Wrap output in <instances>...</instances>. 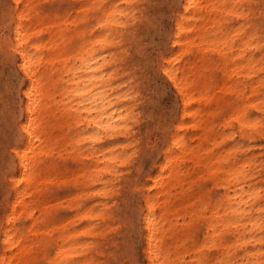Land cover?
<instances>
[{"label":"bare ground","instance_id":"6f19581e","mask_svg":"<svg viewBox=\"0 0 264 264\" xmlns=\"http://www.w3.org/2000/svg\"><path fill=\"white\" fill-rule=\"evenodd\" d=\"M43 1L12 0L3 12L9 32L0 36V44L23 75L19 126L27 142L25 149L16 151L20 177L16 179L9 218L14 211L17 215L27 212L32 217L39 208L42 222L47 217L49 222V207L40 197H47V184L58 167L52 159L42 163L41 157L53 156L56 144H71L70 160L74 165L70 171L63 168L62 172L70 173L74 186L82 185L86 190L94 186L91 193L106 201L99 209L91 204L81 209L71 198V217L45 227L42 224L47 236L45 247H52V253L47 255L49 264H264V186H259L258 180L264 177V159L261 173L254 171L252 157L237 159L224 167L222 155L215 158L208 145L213 125L198 119L200 103H212L204 72L212 63L209 55H215L222 67V80L237 102L222 104L228 108L231 105L225 124L237 121L242 136L247 135L251 141L264 139V0H180L171 40L176 50L161 66L179 95L180 119L146 182L142 186L133 183L134 190L141 192L137 226L124 215L108 211L115 208L108 200L118 197L129 184L116 169L118 164L128 162V154L115 153L114 146L92 145L85 154L90 159L86 165L80 161L84 154L77 144L82 138L95 143L116 135L128 140L121 145L122 150L137 142V91L126 80L117 83L120 73L114 70L116 55L105 50L117 48L119 39L125 38L119 27L128 26L136 18L133 5L140 0H119L124 7L111 2L100 9L97 26L80 45L75 42L85 30L77 27L86 22L102 0H75L77 15L73 18L69 12H42L39 6ZM99 27L102 31L94 36ZM44 33L47 39L42 38ZM65 40L73 43L71 49L66 48ZM48 117L58 122L51 124ZM70 117L78 124L86 123V129L93 126L95 130L87 135L79 129L71 135ZM187 127L196 131L191 137V141L198 139L194 145L181 134ZM185 158L189 164L182 167ZM23 179L25 186L20 189L18 184ZM203 180L224 192L215 201L207 193L210 201L198 205L193 191ZM194 219L206 224V240L200 246L217 252L211 263L199 251L202 247L193 254L185 246L188 236L194 235ZM82 220L85 222L77 229L65 226ZM39 226V219H34L32 227L38 231ZM128 226L138 235L142 262L138 263L134 253L120 245L124 237L121 229ZM81 235L86 237L82 243L77 241ZM22 238L11 226L3 228V243L13 242L17 254L25 255L29 262L35 251L32 245L22 246ZM4 252L0 264L10 258ZM188 255L191 261L185 260ZM238 256L243 258L240 263L236 262Z\"/></svg>","mask_w":264,"mask_h":264},{"label":"rangeland","instance_id":"374dc122","mask_svg":"<svg viewBox=\"0 0 264 264\" xmlns=\"http://www.w3.org/2000/svg\"><path fill=\"white\" fill-rule=\"evenodd\" d=\"M11 2L12 0H0V36H4L9 32V26L3 16V12L5 6ZM111 2H116L120 7L125 6L119 0H102L99 7L87 17L86 22L79 23L77 28L85 30V33L80 36L75 45H80L88 40V36L93 30L92 28L97 26L96 15L98 11ZM76 6L77 1L75 0H45L41 2L39 8L44 13L69 12L70 18H73L77 15ZM133 7L136 8V18L131 19L128 26L119 27V30L124 32L125 38L119 39L120 43L117 48H109L105 52L116 55L117 60L114 70L120 73L117 83L126 80L130 86H133V90L137 91L134 106L137 119L134 132L137 142L134 146L122 150L121 145L128 141L122 135H116L113 139L105 137V139L95 143H92L91 139L82 138L77 144V148L84 154L81 156L80 161L86 165L90 163V159L85 154L88 153L87 149L92 145L98 148L114 146L116 148L115 153L123 152L128 154V162L122 165L118 164L116 169L124 175V178L129 180V184L121 191L118 197L115 196L113 199L108 200L115 207L108 211L114 215H124L129 221L134 223V226H137L141 214V206L139 207L141 192L134 190L133 183L136 181L142 186L146 182L149 173L155 167V160L162 155V151L167 146L171 133L180 119L181 103L179 95L161 66L167 62V59L176 50L171 40L173 38L175 19L181 9V5L180 0H140ZM114 28L116 27L114 26ZM101 31L102 29L99 27L94 30L93 35L95 36ZM42 38L47 39V33H44ZM64 43L67 49H71L73 46V43H69L67 40ZM209 60L212 61L211 66L205 70L204 74L209 79L208 95L212 97V103L209 104L208 101L200 103L201 115L198 119L213 125L208 141L211 154L215 158L218 155H222L224 158L222 165L224 167H227L237 159L242 161L247 157H252L256 163L254 171L258 170L261 173L264 159V139H259L258 137L251 141L247 135L242 136L237 121L231 122L230 125L225 124L224 119L231 112L229 111L231 105L228 108L223 107L222 104L224 101H230L232 104L237 102L236 98L232 97L227 90L228 84L222 80V67L218 63L217 56L209 55ZM240 78L243 79L242 76ZM22 84L23 75L21 71L15 65L13 59H10L7 49L0 44V257L5 251L6 257H10L6 264L20 262H25V264H49L47 255L52 253V247H45L44 240L47 237L46 233L43 232L45 225L52 222L54 224L64 222L73 215V209L68 207L71 198H74L75 203L81 209L89 204L95 209L102 208L106 199L94 196L91 193L94 190V186H90L87 190L82 188V185L74 186L71 179L69 180L70 173L62 172L63 168L66 171H70L73 168L74 164L70 160V156H73L70 154L73 147L71 144L64 146L56 144L53 148V156L43 154L41 157L42 163L52 159L54 160L53 164L58 167V171L53 170L56 173L47 184V197H40V200L49 207V222L48 217L46 222H42L39 208L34 210L32 217H29L27 212L17 215L16 211H14L9 218L14 206L16 179L18 181L20 177L19 159L16 151H22L27 147V142L21 137L19 126L22 109ZM68 120L71 135H76L79 129H84L87 135L95 130L93 126L86 129V123L78 124L72 117L68 118ZM48 121L51 124H56L58 119L48 117ZM195 132L192 128L187 127L182 129L181 134L186 142L194 145L198 141L197 138L191 141V137H193L192 135ZM54 134L56 135L57 132L55 131ZM229 149H232V151L231 154L227 155ZM160 161L161 159L158 160V162ZM187 164L189 162L185 158L182 167ZM258 180H260L259 186H264V177L259 176ZM18 185L22 189L25 186L24 179ZM223 192V188L213 185L210 181L203 180L200 181V185L195 188L193 194L197 195V203L201 205L210 201L207 193L215 201ZM36 218L39 219V225H41L38 227V231L37 227H32L33 220ZM181 221L180 223H182ZM192 221L196 225V229L193 236H188L189 239L185 244V246L191 248L188 249L191 250L190 253H193V250L197 247H202L200 245L206 240L204 234L206 224L202 223V221L199 222L197 219ZM84 222L83 220L76 221L71 224L67 223L65 226L70 230L77 229ZM42 224H44V227ZM6 226H11L22 235V246H33L35 254L30 258L29 262L26 261L25 255L17 254V247L13 246V242L10 244L3 243V228ZM130 226L121 229V234H124V237L120 245L127 252L130 249L139 263L144 258L143 249L140 242L136 239L138 235H136L134 230L131 231ZM85 239L86 237L83 235L77 237V241L81 243ZM250 248L252 249L251 246ZM199 251L203 255L206 254L205 257H209L208 261H206L208 263H211L217 254L215 249H209L204 246ZM185 260L191 261L192 257L188 255ZM242 260L243 258L238 256L236 262L240 263Z\"/></svg>","mask_w":264,"mask_h":264}]
</instances>
